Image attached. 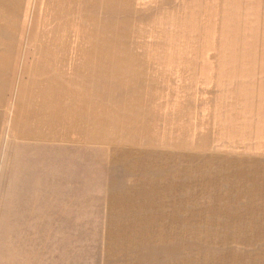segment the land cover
<instances>
[{"label": "rangeland", "instance_id": "374dc122", "mask_svg": "<svg viewBox=\"0 0 264 264\" xmlns=\"http://www.w3.org/2000/svg\"><path fill=\"white\" fill-rule=\"evenodd\" d=\"M20 54L92 102L0 112V264H264V0H29Z\"/></svg>", "mask_w": 264, "mask_h": 264}, {"label": "crops", "instance_id": "0c3cea01", "mask_svg": "<svg viewBox=\"0 0 264 264\" xmlns=\"http://www.w3.org/2000/svg\"><path fill=\"white\" fill-rule=\"evenodd\" d=\"M28 3L29 0H0V112L13 110L10 98L15 94L17 125H20L19 129L15 128V135L28 140H48L59 136L58 130L54 129V119L58 128L66 125L73 128L72 111L83 110L92 101L83 93L84 90L78 87L76 76L81 74H75V77L73 74H30V81L28 74H24L25 77L21 74L23 67L20 74H15L22 56L20 52L26 32ZM41 40L43 41L39 45L41 51L39 50L38 56L43 54L46 46V41L43 38ZM46 44L51 46L49 42ZM48 54L45 53L41 60ZM61 56L60 59L66 60L65 53ZM36 59L37 54L34 63H38L39 60ZM36 123H39L40 128L29 130L30 125ZM43 123L47 124L49 130L42 128ZM80 126V131L85 129L84 124ZM51 127L54 133H50ZM80 137L89 140L88 133H82ZM0 158L2 160L1 155ZM117 238L120 237L112 239Z\"/></svg>", "mask_w": 264, "mask_h": 264}]
</instances>
